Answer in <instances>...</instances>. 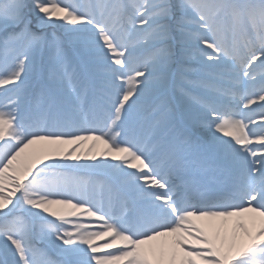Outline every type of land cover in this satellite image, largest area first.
Segmentation results:
<instances>
[{
  "label": "snow or ice",
  "instance_id": "6c2138e0",
  "mask_svg": "<svg viewBox=\"0 0 264 264\" xmlns=\"http://www.w3.org/2000/svg\"><path fill=\"white\" fill-rule=\"evenodd\" d=\"M0 264H264V0H0Z\"/></svg>",
  "mask_w": 264,
  "mask_h": 264
}]
</instances>
